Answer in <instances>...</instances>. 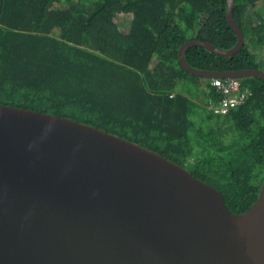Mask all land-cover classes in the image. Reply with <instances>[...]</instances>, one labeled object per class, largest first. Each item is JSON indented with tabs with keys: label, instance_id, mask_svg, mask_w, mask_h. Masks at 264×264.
I'll list each match as a JSON object with an SVG mask.
<instances>
[{
	"label": "trees",
	"instance_id": "trees-1",
	"mask_svg": "<svg viewBox=\"0 0 264 264\" xmlns=\"http://www.w3.org/2000/svg\"><path fill=\"white\" fill-rule=\"evenodd\" d=\"M260 1L235 0L245 37L237 53L191 45L188 63L264 70ZM228 9V0H0V102L139 142L222 190L241 213L264 180V78L238 77L246 100L219 114L209 108L222 96L211 78L180 61L190 39L238 43Z\"/></svg>",
	"mask_w": 264,
	"mask_h": 264
},
{
	"label": "water",
	"instance_id": "water-1",
	"mask_svg": "<svg viewBox=\"0 0 264 264\" xmlns=\"http://www.w3.org/2000/svg\"><path fill=\"white\" fill-rule=\"evenodd\" d=\"M206 78L260 76V68L207 70ZM0 264H264V180L233 212L222 190L119 134L77 119L0 102Z\"/></svg>",
	"mask_w": 264,
	"mask_h": 264
},
{
	"label": "built area",
	"instance_id": "built-area-1",
	"mask_svg": "<svg viewBox=\"0 0 264 264\" xmlns=\"http://www.w3.org/2000/svg\"><path fill=\"white\" fill-rule=\"evenodd\" d=\"M210 82L222 93L220 99H211L209 102V108L215 113H228L242 104L249 93L247 88L242 87V82L238 77H214Z\"/></svg>",
	"mask_w": 264,
	"mask_h": 264
},
{
	"label": "rangeland",
	"instance_id": "rangeland-1",
	"mask_svg": "<svg viewBox=\"0 0 264 264\" xmlns=\"http://www.w3.org/2000/svg\"><path fill=\"white\" fill-rule=\"evenodd\" d=\"M259 4H258L259 5L258 6V10H259V12H261L262 14H264V0L260 1ZM196 122H197V124H200V120L197 119V118H196Z\"/></svg>",
	"mask_w": 264,
	"mask_h": 264
},
{
	"label": "crops",
	"instance_id": "crops-1",
	"mask_svg": "<svg viewBox=\"0 0 264 264\" xmlns=\"http://www.w3.org/2000/svg\"><path fill=\"white\" fill-rule=\"evenodd\" d=\"M204 81V84L200 87V90H203V86L205 85V80ZM205 87V86H204ZM201 93V92H200Z\"/></svg>",
	"mask_w": 264,
	"mask_h": 264
}]
</instances>
